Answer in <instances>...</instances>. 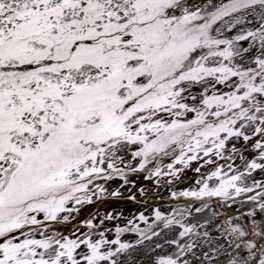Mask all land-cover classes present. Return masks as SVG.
I'll list each match as a JSON object with an SVG mask.
<instances>
[{"label":"snow or ice","instance_id":"6c2138e0","mask_svg":"<svg viewBox=\"0 0 264 264\" xmlns=\"http://www.w3.org/2000/svg\"><path fill=\"white\" fill-rule=\"evenodd\" d=\"M0 264H264V0H0Z\"/></svg>","mask_w":264,"mask_h":264}]
</instances>
